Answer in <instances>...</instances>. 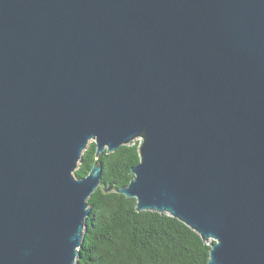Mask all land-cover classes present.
<instances>
[{"label":"water","instance_id":"95a60500","mask_svg":"<svg viewBox=\"0 0 264 264\" xmlns=\"http://www.w3.org/2000/svg\"><path fill=\"white\" fill-rule=\"evenodd\" d=\"M136 139L118 194L264 264V0H0V264H75L81 154Z\"/></svg>","mask_w":264,"mask_h":264},{"label":"trees","instance_id":"16d2710c","mask_svg":"<svg viewBox=\"0 0 264 264\" xmlns=\"http://www.w3.org/2000/svg\"><path fill=\"white\" fill-rule=\"evenodd\" d=\"M138 142L113 153L96 155L89 142L74 171L85 177L94 164L101 167L100 187L88 198L90 215L84 226L75 264H207L210 245L168 214L137 212L135 199L116 191L129 184L130 171L140 161ZM112 191L105 193L101 187Z\"/></svg>","mask_w":264,"mask_h":264},{"label":"rangeland","instance_id":"374dc122","mask_svg":"<svg viewBox=\"0 0 264 264\" xmlns=\"http://www.w3.org/2000/svg\"><path fill=\"white\" fill-rule=\"evenodd\" d=\"M138 141H139V139H136V140H135V142H138ZM73 176H74V174H73Z\"/></svg>","mask_w":264,"mask_h":264}]
</instances>
